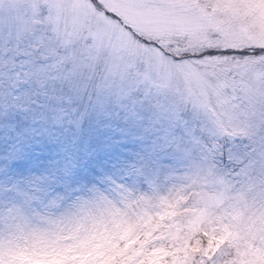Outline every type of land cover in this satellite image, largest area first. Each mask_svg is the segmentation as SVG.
<instances>
[{
  "label": "snow or ice",
  "instance_id": "snow-or-ice-1",
  "mask_svg": "<svg viewBox=\"0 0 264 264\" xmlns=\"http://www.w3.org/2000/svg\"><path fill=\"white\" fill-rule=\"evenodd\" d=\"M39 23L0 21V264H264V0Z\"/></svg>",
  "mask_w": 264,
  "mask_h": 264
},
{
  "label": "rangeland",
  "instance_id": "rangeland-1",
  "mask_svg": "<svg viewBox=\"0 0 264 264\" xmlns=\"http://www.w3.org/2000/svg\"><path fill=\"white\" fill-rule=\"evenodd\" d=\"M49 0H0V21L12 25V31H20L25 36V42L33 35V30L50 33V26L44 21L48 13ZM25 29H29L25 31ZM249 54L258 53V49H248ZM257 133L264 135V127H258ZM239 134V133H238ZM241 135V139H243Z\"/></svg>",
  "mask_w": 264,
  "mask_h": 264
}]
</instances>
